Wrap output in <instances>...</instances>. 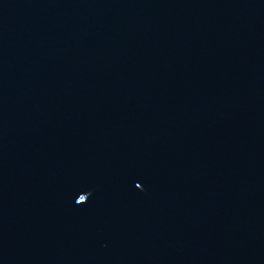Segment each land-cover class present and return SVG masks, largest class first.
Returning <instances> with one entry per match:
<instances>
[{
	"label": "water",
	"instance_id": "obj_1",
	"mask_svg": "<svg viewBox=\"0 0 264 264\" xmlns=\"http://www.w3.org/2000/svg\"><path fill=\"white\" fill-rule=\"evenodd\" d=\"M0 264H264V0H0Z\"/></svg>",
	"mask_w": 264,
	"mask_h": 264
}]
</instances>
